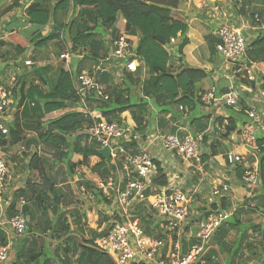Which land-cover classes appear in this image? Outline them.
I'll list each match as a JSON object with an SVG mask.
<instances>
[{"label":"trees","instance_id":"obj_1","mask_svg":"<svg viewBox=\"0 0 264 264\" xmlns=\"http://www.w3.org/2000/svg\"><path fill=\"white\" fill-rule=\"evenodd\" d=\"M43 1L36 0L31 3L25 12L27 23L32 28L31 38L22 35L15 28L8 27L6 29L8 44L15 52L24 53L31 46H33L34 50L40 49L51 40L60 38L61 35L65 36L66 32L72 42L71 50L83 49L88 45L97 44L94 41L91 42V39L94 29L98 26L109 31L113 38L116 39L119 36V30L116 25L120 19H123L125 31L129 35L138 37V43L134 51L142 66L138 73H128L124 70L120 85L109 80L108 84L110 85H108L106 90L107 99L99 98L96 100L92 95L88 94L85 99L87 114L75 110L76 108H86L81 97L76 93L75 85H73V77L81 72L73 73L71 68L65 63L61 65L58 74L53 77L50 85L46 84L45 87H41L30 83L27 88L22 85L19 105L22 106L24 101H27L28 105L23 107L21 112L15 113L14 118L10 122H5L7 134L0 132L1 152H6L19 144L27 145V142L29 143L31 139L26 140L25 133L27 131L34 132L37 136L34 141L43 143L52 151L54 156L52 161L53 170L63 165L70 172V175H73L77 167L88 165V159L95 157L97 161L91 166V170L105 177L107 174L106 160L97 154L98 148L92 144V146L81 144L80 138L83 136L81 134L83 127L91 126L101 121L122 123L123 117H126L132 130L140 133L145 138V134L153 132L155 129L152 123L156 118L155 113L157 115L169 113L178 120L183 117L180 113L187 112V114L190 113L192 122L198 119L193 116L195 115L193 111L196 106H202L201 98L204 93L202 91L195 93V85L205 79L207 74L203 70L193 68L182 70L176 75H173L168 70L172 55L167 53L166 48L170 46L171 39L181 38L178 44V52L180 54L188 42L186 39L188 19L182 11L178 10L184 0H59L53 9L45 6ZM242 1L244 2L237 6L241 13H245V7L251 8L255 6L254 4L264 7V0ZM12 4L13 6L8 8L9 10L18 5V0H13ZM204 4L207 5L206 3ZM70 5L74 9L79 10V17L68 21L66 24L61 23L58 15L61 11L65 12ZM86 18L89 19V22L86 21ZM50 21H52L51 31H46L43 34ZM81 21L82 26L80 24ZM88 23L92 24L93 27L89 28ZM205 41L209 48L210 57L216 56V39L209 35L205 37ZM106 56L107 53L100 60ZM246 56L250 61L261 63L264 66V37L252 39L248 43ZM98 58V55L87 57V59L95 62ZM49 68H42L38 73L31 70L27 75L28 77L44 80L47 79L45 70ZM142 68L146 69L147 78L140 76ZM25 77L27 78L26 75ZM136 92L140 95V98L142 97L143 101L147 100L149 103L137 102ZM226 92L227 90H220L217 95ZM239 105L245 108L244 99L241 100ZM179 106L186 108L187 111H179ZM66 109L67 111L59 117L41 123L40 120L44 116ZM229 111L232 112L228 113L226 110L224 112H226L225 117L229 121L227 130L231 133L236 131L239 122L244 121L245 117L243 114L234 112L231 109ZM34 120H36V123L32 122ZM215 122L222 123L223 118L217 117ZM224 137L226 138V135ZM204 141L206 142V139ZM258 143L264 144V137H260ZM211 148V155H218L216 145H212ZM76 155H81V160L74 161V156ZM259 156V190L264 196V149H261ZM206 158H208L207 155L203 154L202 159L206 160ZM27 170L31 179L15 196L17 199L22 197L26 201L23 211L28 221L30 218L33 224L38 223V220L47 223V228L44 230L49 231L54 240L60 241L71 232L63 211L64 207L62 206L64 204V195L58 191L57 183L48 175L44 168V162L37 153L31 155ZM236 170L237 176L240 178V167L237 166ZM157 171L158 174L157 178L154 179V184L165 186L167 181L160 164H157ZM87 184L88 188H92L89 182H86ZM48 200H51V202H48ZM15 206L14 202L8 205L7 219L13 216ZM32 207L34 209L33 212ZM56 208H58L57 212L51 214L50 210H55ZM216 208L215 204H212V209ZM135 211V215L140 217L146 224V227H144L145 233L148 236H154L151 227L159 229V226L158 223H156L157 226H153V222H146L145 217L142 215L145 214L146 207L139 205ZM114 219L119 220V217L115 216ZM130 219L137 221L136 217L132 216L131 213ZM108 220L109 218H106V221ZM261 222H264V219ZM260 226V223L245 226L240 224L237 218L233 222L229 220L225 222L223 228L220 227L217 230L216 235L212 238L213 244L216 246L217 251L227 253L228 259L231 261L229 264H240L236 262L235 257L242 250V247L245 246L247 249L253 250L255 248L254 245L245 243L247 240L246 230L251 228L254 233L259 232L264 239V227L261 229ZM1 227L0 246H6L8 243L7 236ZM233 229H237L239 234L238 237L234 238L232 246H228L224 239L229 236L230 231ZM44 230L41 233H44ZM28 231L29 233L31 232L30 229ZM104 232L105 230L98 233L95 232L91 239L80 244L82 251L81 262L83 260V264H114L107 254L93 247V239L96 236H102ZM155 236L165 239L160 232ZM173 241H175V238H169L168 247L171 246ZM38 244L37 239L29 242L31 249L28 247L24 254L28 264L47 263L49 258L44 254V247ZM207 255H205L204 264H211V257ZM260 257L259 259L257 258L254 264H264V249H262Z\"/></svg>","mask_w":264,"mask_h":264},{"label":"built area","instance_id":"obj_2","mask_svg":"<svg viewBox=\"0 0 264 264\" xmlns=\"http://www.w3.org/2000/svg\"><path fill=\"white\" fill-rule=\"evenodd\" d=\"M202 8L208 12L212 21H220L219 16L225 20L219 22L213 36L217 41L216 53L231 63V66L223 68L224 77L230 81L231 88L221 95H216L215 89H211L202 95L201 101L205 108L223 107L224 111L229 108L243 114L245 119L239 122L236 131L231 133L227 130L229 121L223 116L222 123L210 124V128L206 130L208 134L179 136L155 131L152 132L156 133L155 136L150 138L149 135L152 133L143 138L140 133L133 131L129 124L124 123V125L123 122L101 121L83 127L81 134L87 139L88 144H94L98 150L109 149L108 161L112 165V170L102 180L94 181V186L105 201L109 203L110 200L113 201L114 209L110 210L111 215L118 216L119 220H112L109 226L103 229L104 234L93 239V247L107 254L114 264L205 263V255L211 249L208 244L217 230L228 220L229 214L218 208L210 210L205 221L199 224L195 241L186 253L181 252V240L185 234L184 228L188 225L195 194L198 195L204 191L203 181L207 178L210 181L209 189L206 190L210 205L217 202L216 197L221 199L224 196L223 192L226 191L224 183L227 178L218 174L213 178L204 169L206 163L202 159L203 142L207 135L220 134L223 137L226 135L228 141L223 142L233 145L231 149L223 153L224 164L230 168L232 180L237 177L236 167L239 166L242 184L255 187L260 183L258 156L261 149H264V144H259L258 139L262 137L261 134H264V73L262 77L257 75L256 63L247 58L246 48L252 39L264 37V14L259 11L251 12L250 8L245 7V13L242 14L239 24H233L227 20V13L218 5L202 4ZM251 33L252 35H249ZM174 42L175 40L171 39L170 45ZM71 47L70 45L69 50L60 54L61 60L69 59ZM131 48L129 40L123 34H119L114 40L110 55L101 59L93 72H81L74 76L76 93L86 106V108L75 110L87 114L85 99L88 94L96 100L108 98L106 87L97 78L107 71L106 65L109 61L123 63V71L128 73L139 72L141 63ZM166 50H170V46ZM24 64L27 67L32 66L29 60ZM234 81L239 82L237 88L234 86ZM241 93L250 95L249 100L252 104L244 100L245 108H242L239 105L243 99ZM10 104L9 93L0 86V132L2 134H7L5 127L7 118L2 117L6 116ZM178 110L183 112L187 109L179 106ZM127 145L134 150L127 148ZM156 146L160 153L178 157L190 177L197 178L194 189L188 192L182 189L178 177L165 168L162 157L152 154L151 151ZM238 149H242V152ZM39 152L38 149L35 151L37 154ZM250 159L253 160L250 161ZM157 164H160L166 177L165 186L154 184L158 174ZM76 170L80 173V170ZM11 180V169L0 157V226L7 225L13 237L18 238L25 235L27 230L28 219L23 211L26 201L19 197L14 215L6 222L2 219L4 209L9 205L5 194ZM139 205L155 213L159 219V232L165 239L148 236L143 227L130 219L132 207ZM115 210L116 214H114ZM169 238H175V241L168 247ZM8 253V245L0 246V263L7 260Z\"/></svg>","mask_w":264,"mask_h":264},{"label":"crops","instance_id":"obj_3","mask_svg":"<svg viewBox=\"0 0 264 264\" xmlns=\"http://www.w3.org/2000/svg\"><path fill=\"white\" fill-rule=\"evenodd\" d=\"M36 0H18V5L11 8V10H9L8 8L10 6H13V1H0V39L2 40L3 43V49L1 50L2 54H6L7 52L10 53V58H14V60H12V64L14 65V67L12 68V71H16L17 75H14L9 82H4V83H0V86L3 87V84L6 85V87L8 86V90L10 91L11 95L9 97L11 104H10V108L6 113V116H3L2 118L6 119V122H10L13 118L15 113L21 112L23 107H26L28 105L27 101H24L22 106L19 105L20 103V99H21V94H20V88L21 86H25V88L28 87V85L30 83H33L35 85H39L41 87H45L46 84L50 85L52 83L51 78L54 76H50L51 73H55V72H59V69L61 67V65H59V68L56 66V64H54L52 61H49V57L48 58H41L39 57V59L36 61L34 58H31L36 52L34 50L33 47H29L30 48V52H24L22 54H25V57L20 58V57H16V53L15 50L8 44V39H7V33L6 30L8 27H12L17 29L22 35L26 36L27 35V30L28 28H31L30 25H28V23L25 20V12L26 9L29 7V5L33 2H35ZM57 0H44L43 3L45 4V6H49L51 8H53L56 4H57ZM234 2V7H236V9L238 10V5L241 2L244 1H232V0H184L181 5L179 6L178 10L182 11L185 16L188 19V31L186 33V39L188 40V43L186 44V46L183 48L182 53L180 54L178 52V44L180 39H174L175 42L170 46V50L172 51V59L170 60V62H172L173 64H169L172 66V69H168L170 73H172L173 75L178 74L181 70H183L184 68H196V69H201L203 70L206 74L209 73L211 80L213 82V86L208 85V87L215 89V93L217 95V92L220 90H227L229 88H231V83L229 86H217L219 85V81L220 78H223V74H217L216 76L211 75V73L215 72V69L210 67L209 62L210 59L212 57H210V52H209V48L208 45L205 41V37L211 35L213 36V32L216 28V26L219 24L220 21H225L224 19H222L221 16L218 17V19L220 21H212L210 19V15L208 14V12L206 10H204L202 8V4L206 3L207 5H211L212 4H216L219 7L222 8V11H225L228 15L227 20L230 23L233 24H239V20L240 18L243 16L241 12H239V10H235L234 7H232L230 5V3ZM256 7H258L259 9L256 11L261 12L262 14H264V7L263 6H259L257 4H254ZM233 8V9H231ZM72 5H70V7L68 9H66L65 12H60L58 15L59 21L61 23L66 24L69 21V17L71 16V14L73 13L72 11ZM233 10V14L230 13V11ZM22 18V19H21ZM63 20V21H62ZM86 21L89 22V19L86 18ZM5 22H9L8 25L5 24ZM52 25V21L49 22L48 26H46L45 30L48 29V32L51 31V26ZM89 28H92L93 25H89ZM50 29V30H49ZM117 29L119 30V34H123L125 35L127 38H129V42L131 44V49L134 50L137 46L138 43V37L136 35H129L128 32L125 31V22L123 19H120L119 22L117 23ZM45 30L44 33L45 34ZM252 35V33L250 34ZM214 37V36H213ZM60 39L62 41H65L66 39L64 38L63 35H61ZM94 45V44H92ZM90 45V48L88 49H77L76 51H72L70 52V57L67 61H63L61 60L63 63H65L66 65H68L71 68V71L73 73H77L78 71L80 72H93L94 68L98 65L100 58L102 57V55L100 54V52L98 51V46H96V44L94 46ZM65 52V51H64ZM63 53V51L61 52ZM188 54V58L187 55ZM50 54V53H48ZM94 55H98V59L97 61H91L89 59H87V57H92ZM217 55V53H216ZM51 57L54 58V56L51 54L50 55V60ZM31 61L32 66L27 67L25 66L24 62L25 61ZM191 61V62H190ZM188 62L193 63L194 65H196L195 67H193V65L188 66ZM187 63V64H186ZM122 64L119 61H112L109 64H107V71L98 76L97 79H100V81L102 82V80L105 81L106 85L108 86V82L110 80L109 77V73L116 78H121L123 75V68H122ZM51 67L52 69H48L45 70V75L47 79L44 80H40V79H35L32 77H28L27 74H29V72L31 70H34L36 68H45V67ZM142 66V64H141ZM33 68V69H32ZM186 68V69H187ZM256 70L257 75L259 77H262V74L264 73V66L261 63H256ZM11 69V67H10ZM40 69V71H41ZM145 69V68H144ZM143 69V70H144ZM52 71V72H50ZM112 71V72H111ZM208 71V72H207ZM1 72V69H0ZM27 76V78L24 76ZM105 75H108L107 77H104ZM76 76V75H75ZM74 78V77H73ZM76 81L75 78L73 79V85H75ZM115 84L118 83V81L115 80L114 82ZM239 85L238 81H234V86L237 88ZM5 89V88H4ZM7 91V88L5 89ZM8 92V91H7ZM241 97L246 101L249 102L250 104H252L251 100H249L250 95L248 94H242ZM206 109V108H205ZM67 111L66 110H60V111H56L53 113H50L47 116V120L50 119H54L59 117L60 115H62L63 113H65ZM187 111V110H186ZM206 117H205V122L202 124H199L197 121L192 122L191 118H190V113L187 114L186 113H180L183 114L184 116L182 119H178L176 120L174 118V116H172V114H166V115H157L155 113V119L157 120V126L155 124L154 121H152V123L155 126V129L153 130V132H155L156 130L159 132H163L166 134H178L179 136H183L186 134H199V133H203L205 130H207L208 128H210V124L213 122H215L217 117H221L223 118V116L225 117L226 112H224L223 107H217L215 109H210L207 110L206 112ZM154 119V120H155ZM182 134H179V133ZM152 133V132H150ZM147 133V134H150ZM147 134H145L147 136ZM35 133L33 132H29L27 131L25 133V137L26 140H29V143L27 142V145H23V144H19L16 146H13L12 148H10L8 151L6 152H1L2 153V157H5L6 160L9 163V168L11 169L12 172V180L9 182L8 184V188H7V194L5 195L6 199L8 200V203L10 204L11 202H14L16 204V201L18 200L15 196V194L20 191L21 189H23L26 185V183L29 181V171L27 170V166L29 163V159L31 157V155L33 153H35V151L38 149L41 152V143H36L34 141L35 139ZM262 137H264V134H261ZM209 138V140H208ZM81 144H88L85 137L82 136L81 138ZM206 142H203V150H204V154L206 155L207 153L209 154V150H210V145H216V150L218 152V155L216 156H210V158L205 161V165H204V169L207 172H211V174H218L223 178H227L225 181V188L226 191L224 192H230V190H232L233 188V184L235 183H241L240 178L237 176L235 179H231V173H230V168L228 166H226L224 164V160H223V154H219V151L221 149L220 146L223 145V138H221L220 140H216L213 136L207 135L205 137ZM91 145V144H89ZM15 147H19L20 151L16 154L12 155V149ZM22 147H24V149H22ZM45 148H47L45 145L43 146ZM42 147V148H43ZM127 148L133 149V147H131L130 145L126 146ZM48 149V148H47ZM239 152H242V149H238ZM40 152L37 154L39 156ZM153 155H160L162 157L163 163L165 168L173 175H176L178 177V181L179 183L182 185V189L184 191H190L192 189H194V187L196 186V179L194 177H190V175L188 174V171L185 170V166L180 162V160H178L176 157H172L169 154L165 153L162 154L159 152V148L156 146L153 148V151H151ZM11 153V155H10ZM76 160H81V155H76L74 156V161ZM53 161V160H52ZM97 159L95 157H90L88 159V165H82L77 167L76 169L80 170V173L82 174L81 176H79L80 178H87V172H88V167L91 170V166L94 165L96 163ZM44 168L46 170V161H44ZM60 167V166H59ZM56 168L55 170H53V168L51 167V172H48L46 170V172L48 173V175L52 178V180H54L57 184V188H62L64 189L63 186H67L70 185L72 186V182L69 181L68 179L70 178H74V179H78L77 178V174H79V172H74L73 175L69 176L67 174V169H66V174L68 179L65 180V178L62 176L63 173H60V168ZM208 169H211L208 171ZM93 170H91L92 172ZM187 171V173H186ZM217 171V173H216ZM220 172V173H219ZM77 173V174H76ZM108 174L105 175V177ZM214 178V177H213ZM209 179L207 178L206 181L204 182V184L202 185L204 187V190H208L209 189ZM230 184V185H229ZM232 184V185H231ZM232 187V188H231ZM67 188H69V186H67ZM232 192H234V190H232ZM236 192V190H235ZM61 193V192H60ZM204 193V192H203ZM98 195V194H96ZM227 196H230L229 194L226 193V196L224 195L223 197H221V199L219 201H217L215 203V206L229 214L228 220L226 222L229 221V218L231 216H234L233 212L231 211H227L225 210L226 208L228 209L229 205H230V201L228 199ZM227 197V199L225 198ZM19 198V197H18ZM197 198H194L192 204H191V208H190V212H191V216H193V203ZM207 200V198H206ZM68 203V202H67ZM106 205L109 206V202L105 201ZM208 203V201H207ZM223 204H224V208H223ZM31 205V204H30ZM110 208V206L108 207ZM194 208L196 209V207L194 206ZM207 210L205 209V211L201 212V214H198L196 217H194V221H196V223L200 224L201 222L205 221V218L207 216H205L206 214L208 215L209 211L212 210V205H208ZM194 209V210H195ZM8 210V209H7ZM7 210L4 212L3 214V221H7ZM68 210L69 208H65L64 207V211ZM204 210V209H203ZM200 212V209L198 208L196 213ZM147 213V211H145V214ZM195 213V214H196ZM148 214V213H147ZM66 219L68 220V224L70 226V231L71 233L76 230L79 233V236L72 238L71 236H67L66 239L63 240V242H61V244L58 243V246H55L54 244H52V241L46 240L45 243V239L49 234V231L44 230L45 228H47V223H43L42 221L38 220V223L33 224L34 227L31 228L29 221L27 223V231L28 229L31 230L30 234L28 235H32L34 231L40 232L42 230H44L45 232L43 233V238H38L36 237V235L39 236V234H37L36 232H34V237L37 238L39 245H41L42 247H44L43 249L46 248L47 253L49 255V259L50 262H48L47 264H56L58 263L56 260H59L61 262H64L66 264H83V262H81V248H80V244H82L84 241H86L85 239V235H84V231L81 229L80 224H83V220L81 221V218H88L90 217L89 215L86 216L85 211H74L73 213L68 212L67 214H65ZM205 216V217H204ZM236 216V214H235ZM111 218V217H110ZM150 222H153L152 220L148 219ZM76 224L77 226L74 227V224ZM112 222V220L108 221V225ZM156 223H158V221H156ZM188 224H190V221L188 220ZM223 226V225H222ZM221 226V227H222ZM99 227L98 225L95 227H93L92 229V233L94 234V232L96 231V228ZM107 227H103L102 230ZM193 226H189L187 225L185 228L189 231L188 233H185L183 235V239L181 240V252L182 253H186L190 247V245L192 243H194L195 241V237L196 234L198 232V227H195L197 229V231L194 229H192ZM261 227V226H260ZM7 236V240H8V235H10L11 238L9 243H7L8 247H9V253H8V257L7 260L4 261L3 263L0 264H22L25 263L23 261L24 257L22 255V251L25 250V247H27V245H29V242L33 241L34 238H30L32 236H28L27 235V231L25 233V235H23L22 237H13V235L10 233L9 228L7 225H3L1 227ZM153 230V234L154 236L156 235V233H159V229L155 228V227H151ZM98 230L100 228H97ZM145 231V230H144ZM155 232V233H154ZM97 233V232H96ZM14 240H13V238ZM40 237V236H39ZM97 237V236H96ZM90 239V238H89ZM87 239V240H89ZM13 240V242H11ZM84 240V241H83ZM49 247V248H48ZM59 247L60 250L57 248ZM211 249H216V246H210ZM56 252L55 255H52ZM25 254V253H24ZM45 254V253H44ZM46 255V254H45ZM56 256V257H55Z\"/></svg>","mask_w":264,"mask_h":264},{"label":"rangeland","instance_id":"obj_4","mask_svg":"<svg viewBox=\"0 0 264 264\" xmlns=\"http://www.w3.org/2000/svg\"><path fill=\"white\" fill-rule=\"evenodd\" d=\"M51 1H53V0H51ZM57 1H59V0H57ZM234 1H239V0H234ZM230 5L232 7H234V2L230 3ZM47 7L51 9V7H49V6H47ZM72 9H73L72 10L73 13L69 17V21H72L73 19H78V17H79V13H78L79 10L78 9H74L73 7H72ZM231 9H233V8H231ZM234 9L237 10L236 7H234ZM258 9H259L258 7L252 6L249 10L251 12H255ZM232 11L233 10H231L230 13L233 14ZM26 19H27V16L25 15V20ZM26 22H27V20H26ZM8 23L9 22H5L6 25H8ZM80 24L82 26V21H81ZM85 25H86V22H85ZM116 28H117V25H116ZM4 30H6V29H4ZM46 31H48V29H46L45 32ZM31 36H32V28H28L26 37L31 38ZM124 37L127 38L125 35H124ZM64 38L66 39L65 41H62L60 38L51 40L45 46L41 47L40 49L35 50V52L36 51L37 52L31 58H34L37 61L39 59V57H41L42 59L49 57V61H52L59 68V65L63 64V62L59 58L60 54H62L61 52L63 51V53H64V51H67V49L70 47V45L72 46V42L70 41V37L67 34V32L65 33ZM127 39H129V38H127ZM114 40L115 39L113 38V36L111 35V33L109 31L104 30L102 27L98 26L93 31V37L91 39V42L94 41V43H97L96 46H98V51L100 52L101 55L102 54L105 55L107 53V56H109L110 52L112 51V48H113ZM1 43H3V42L0 39V69H1V72H0V83L2 84L4 82H9V80L14 75H17V73H16V71H12V68L14 67V65L12 64V62H13L12 60H14V58H10V53L9 52H7L5 55L2 54L1 50L3 49V47H2L3 44H1ZM94 45H92V46H94ZM31 47H33V46H31ZM87 48L89 49L90 45L85 47V49H87ZM83 51H84V49H83ZM27 52H30V48L27 49ZM171 52H172L171 50L167 51L168 54L172 55ZM48 53H50V54H48ZM51 54L54 56V58L51 57V60H50V55ZM185 54L187 55V58H188V54L187 53H185ZM16 57L17 58L18 57L23 58V57H25V54L16 53ZM112 61H114V60L109 61V63L112 62ZM190 62H188V64H189L188 66H190V65L191 66L193 65V67L196 66V65H194L193 63H190ZM208 62H209L210 67L215 69V72L211 73V75H213V76H216L217 74H223V68L231 66V63H229L226 59L222 58L219 54H217L216 56L212 57L210 59V61H208ZM170 64H173V63L170 62ZM170 64H168V67L170 69H172V66ZM10 67H11V69H10ZM186 68H184L183 70H185ZM50 69H52V68L50 67ZM143 69L144 68H142V70L140 72V76H142L143 78H147L148 77L147 71H146V69H144V70ZM193 69H196V68H193ZM197 70H201V69H197ZM50 72H52V71H50ZM57 74H58L57 72H55V73L53 72V73L50 74V76H53V75L56 76ZM108 75L110 77V81L115 82V80H116V81H118L117 85H120L121 78L116 79L113 76V74L111 75L110 73ZM108 75H105L104 77H107ZM53 77L51 78V80H53ZM99 82L106 87V90L108 89V86L106 85L104 80H102V82H101L100 79H99ZM218 83H219V85H217V86H219V87L220 86L224 87V86H229L230 85V81H228L224 77V74H223V78L222 79L220 78V81ZM208 85L213 86V82L211 80V77H210L209 73L207 74L205 79H203L202 81H200L199 83H197L195 85V93H198L199 91H202L204 94H206L208 91H210L213 88V87L212 88L208 87ZM114 86H116V85H114ZM3 88H5V89L7 88L8 92L5 89L4 90L7 93H9V97H10L11 93L8 90V86L6 87V85L3 84ZM242 94L243 93H241V95ZM136 96L138 98L137 102L142 101V102L149 103V101H147V100L143 101L142 97L140 98V95L138 93L136 94ZM210 109H215V108H213V107L209 108L208 107V108L205 109L204 104H202L201 107L200 106H196L195 107V109L193 111V114H195V115H193V116L198 118L196 121L199 124H202V123L205 122L204 121L205 117H206V113L205 112L207 110H210ZM226 112L231 113L232 111H229V108H228V109H226ZM181 115L184 116L183 114H181ZM180 119H184V118L181 117ZM46 120H47V116H44L43 118H41L40 121H41V123H44V121H46ZM122 120H123L122 124H124V123L129 124V121H127L126 117H123ZM35 121L36 120H34L32 122L36 123ZM154 122H155V124L157 126V120L156 119L154 120ZM6 129H7V127H6ZM203 133L204 134H208V133H206V130ZM154 134H156V133L150 134L149 138L152 137V136H155ZM179 134H182V133L180 132ZM210 135L211 136L214 135V138L217 141L220 140L221 138H223V141H228V139L223 137V135H220V134H210ZM34 137L37 138V136H34ZM208 140H209V138H208ZM86 141H87V139H86ZM41 144H42L41 145V152L39 154V157H41L42 160L46 161V170L48 172H51L52 160L54 159V156H53L52 151L50 149H47V148L43 147L44 146L43 143H41ZM92 145H94V144H92ZM232 146L233 145H231V144H229L227 142H223V145L220 146L221 149L219 151V154H223L226 150L231 149ZM19 151H20L19 147L13 148L12 149V155L18 153ZM162 154H165V153H162ZM211 154H212V148H211V145H210L209 154L208 153L206 154L207 157H208L207 160L210 158ZM10 155H11V153H10ZM2 156L3 155H2V153L0 151V157L3 160H5L7 162V164H8V166H9V163L6 160V158L2 157ZM259 157L260 156H258V158ZM176 158L178 160H180L178 157H176ZM252 160L253 159H250V161H252ZM105 167H106V170H107V174H109V172L112 170V165H111V163H109L108 160H106ZM59 168L61 169L60 173L61 172L63 173L62 176L65 178V180L68 179L67 174L69 176H71L70 172L68 170H67V174H66L65 166L60 165ZM87 170H88V172H87V174H85V175H87L86 179L79 177V176L82 175L81 173H79V174L76 173L77 174V178H78L77 180L74 179V178L68 179V182L69 181L72 182V184H71L72 186L67 185V186H69V188H67V186H63L64 189L57 188L58 191L61 192L64 195V200H63L64 204H62V206L65 207V208H69V211L68 210L64 211V208H63L64 214H67L68 212L73 213L74 211H85L86 216L87 215L90 216L88 218L86 217V218H81L80 219L81 221L83 220L82 221L83 224L82 225L80 224V226H81V229L84 231V235H85V239L86 240L89 239V238L91 239L93 237L92 229H93V227H95V225L96 226L98 225L99 227H97V228H100L99 230L96 228L95 232L98 233V232L102 231L103 227H107L109 220H115L114 219L115 215H111V211H110V210L114 209L113 201L110 200V203H109L110 208H108L109 206L106 205L105 199L103 198V196L101 197L100 194H98L99 191L94 186V181L102 180V178H104V177H102V174H97V172H94V171L91 172L89 167H88ZM209 170H211V169H208V171ZM208 173L212 177H216V174H211L212 171L211 172L209 171ZM216 173H217V171H216ZM112 174H114V173H112ZM238 175H239V172H238ZM205 181L206 180H204L202 184H204ZM86 182H89L92 185V188H88V184L86 185ZM232 190H234V192H232ZM232 190H230V192H223V194L225 196H226V193L230 195V196H227V197H228L229 201L231 202L229 207H228V209L226 208L225 210L231 211V212L234 213L233 214L234 216H231L229 218V220L231 222H233L235 220V218H237L239 220V223L243 224L245 226H251L252 224L257 225L258 223H260L261 224V229H263L264 222H261V221H262V219H264V196H262L261 191L259 190V184L257 186H255V187H248V186H246L245 184H242V183H235V184H233ZM235 190H236V192H235ZM204 191H203L204 193H201V194H198V195L195 194L194 198H197V199L193 203V212L194 213H193V216H191V212L189 214L190 224H188V225L190 227L193 226L192 229H194V231L195 230L197 231V229L195 227L199 226V223L197 224L196 221H194L195 220L194 217H196L198 214H201V212L205 211V209L207 210L206 207L208 205H210L209 203H207V200H206L208 194L206 193V190H204ZM6 194H7V191H6ZM96 194H98V195H96ZM227 197H225V198L227 199ZM3 199H4V196H3ZM215 199H216V201L220 200L219 197H216ZM48 202H51V200H48ZM194 206L196 207V209L194 208ZM198 208L200 209V212L196 213ZM31 209H33V207ZM57 210H58V208H56L55 210L51 209L50 213L51 214H55L57 212ZM135 210H136V207H132L131 215L136 217V219H137L136 222L141 227H143V228L146 227L145 222L143 220H141L140 217H137L135 215V213H136ZM33 211H34V209L32 210V212ZM146 211H147L148 214L147 213L146 214H142L143 217H145L146 222L150 223V221L148 220V219H150V220L153 221V226H157L156 225V221L159 222V219L156 217L155 213L150 212L147 208H146ZM116 213H117V211L115 210L114 214H116ZM235 214H236V216H235ZM106 218H109V220L106 221ZM29 224H30L31 228L34 227L33 222L31 221L30 218H29ZM73 224H74V222H73ZM224 225H225V223L223 224V226ZM75 226H77V225L74 224V227ZM223 226H222V228H223ZM189 231H190V229H189ZM189 231L186 228H184V232L185 233H188ZM34 232H36L40 236L39 237L38 235H36V237H38V238H43L44 237L43 233H40V232H37V231H34ZM34 232H32L33 233L32 235H34ZM246 232H247V240H246L245 243L246 244L250 243V244L254 245L255 248H254V250L253 249H247L244 246V247H242V250L239 251V253L237 254V256L235 258H236V262L240 263V264H254L256 262L257 258L258 259L261 258L260 257L261 256V251H262V249H264V239L261 237V234L259 232L254 233L251 228H248L246 230ZM28 234H30L29 231H27V235ZM156 234H158V233H156ZM238 234H239V232L237 231V229H233V230L230 231L229 236L227 238H225L224 241L228 244V246H232L234 238L238 237ZM32 235H28V236H32ZM215 235H216V233H215ZM68 236L69 237L71 236L72 238L75 237V239H76V237L79 236V233L76 230H74L72 233L69 232ZM36 237L32 236L30 238L37 239ZM51 237L53 238L52 234L49 233L48 236L45 239V243H46V240H49V241H52V244H54L55 246H58V243L61 244V242H63V240L66 239L67 236H64V238H62L60 241L54 240V238L52 239ZM9 238H11L10 235H8V240H7L8 243L10 241ZM13 240H14V238H13ZM13 240L11 242H13ZM208 246L209 247L210 246H214L213 239L210 240ZM28 247L30 248V246L27 245V247H25V250L28 249ZM57 248L60 250L59 247H57ZM25 250L21 252L23 257H24V260H25V261H23L25 263H22V264H28L27 263V259H26L25 255H24ZM209 251L207 252L208 255L207 254L206 255L211 257V264H229V262H231L230 259H228L229 256L227 255V253L219 252V251H217V248L216 249H210ZM254 252H255V254H253ZM44 253L49 257L46 248L44 249ZM55 254H56V252L54 254H52V255H55ZM56 261L58 262L56 264H66V263L61 262L59 260H56ZM48 262H50V260H48L47 263ZM82 262H83V260H82Z\"/></svg>","mask_w":264,"mask_h":264},{"label":"water","instance_id":"obj_5","mask_svg":"<svg viewBox=\"0 0 264 264\" xmlns=\"http://www.w3.org/2000/svg\"><path fill=\"white\" fill-rule=\"evenodd\" d=\"M157 39V38H156ZM41 68H36L34 69L35 72H40ZM97 154L102 156L105 160H109V149L108 148H103V149H99L97 150Z\"/></svg>","mask_w":264,"mask_h":264},{"label":"bare ground","instance_id":"obj_6","mask_svg":"<svg viewBox=\"0 0 264 264\" xmlns=\"http://www.w3.org/2000/svg\"><path fill=\"white\" fill-rule=\"evenodd\" d=\"M8 209V206L4 209V212L6 211ZM14 210H15V208H14ZM3 212V213H4ZM15 213V212H14ZM25 214V213H24ZM14 215V214H13ZM2 219H3V217H2Z\"/></svg>","mask_w":264,"mask_h":264},{"label":"clouds","instance_id":"obj_7","mask_svg":"<svg viewBox=\"0 0 264 264\" xmlns=\"http://www.w3.org/2000/svg\"><path fill=\"white\" fill-rule=\"evenodd\" d=\"M98 150V149H97ZM106 162V161H105ZM27 231V230H26Z\"/></svg>","mask_w":264,"mask_h":264}]
</instances>
